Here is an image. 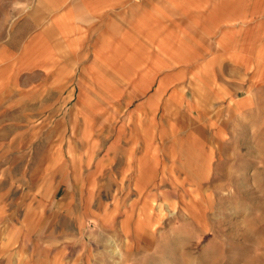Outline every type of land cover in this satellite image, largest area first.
Returning <instances> with one entry per match:
<instances>
[{
  "label": "rangeland",
  "instance_id": "374dc122",
  "mask_svg": "<svg viewBox=\"0 0 264 264\" xmlns=\"http://www.w3.org/2000/svg\"><path fill=\"white\" fill-rule=\"evenodd\" d=\"M224 2L251 11V0ZM21 17L0 15V264H264V24L239 16L249 45L224 68L247 102L224 96L160 127L158 157L130 166L133 128L77 111L69 87H26L41 65L23 62Z\"/></svg>",
  "mask_w": 264,
  "mask_h": 264
},
{
  "label": "crops",
  "instance_id": "0c3cea01",
  "mask_svg": "<svg viewBox=\"0 0 264 264\" xmlns=\"http://www.w3.org/2000/svg\"><path fill=\"white\" fill-rule=\"evenodd\" d=\"M224 1L0 0V15L22 16L23 62L41 65L25 72L26 87L39 97L49 94L48 87H69L65 93L78 96L77 111L102 112L111 121L105 125L118 120L133 128L122 141V157L132 166L130 160L144 165L158 157L160 127L174 128L182 116L193 121L195 112L209 104L214 109L224 96L239 98V74L226 75L224 68L244 62L233 48L249 45L239 42V16L263 25L264 5L251 0V11L240 12ZM53 62L56 71L48 70ZM7 78L16 83L15 75ZM119 113L122 120L113 118Z\"/></svg>",
  "mask_w": 264,
  "mask_h": 264
},
{
  "label": "bare ground",
  "instance_id": "6f19581e",
  "mask_svg": "<svg viewBox=\"0 0 264 264\" xmlns=\"http://www.w3.org/2000/svg\"><path fill=\"white\" fill-rule=\"evenodd\" d=\"M146 222H149L148 220H145Z\"/></svg>",
  "mask_w": 264,
  "mask_h": 264
}]
</instances>
